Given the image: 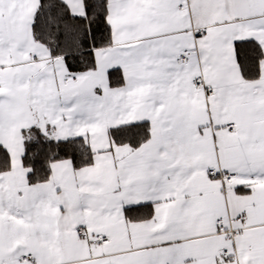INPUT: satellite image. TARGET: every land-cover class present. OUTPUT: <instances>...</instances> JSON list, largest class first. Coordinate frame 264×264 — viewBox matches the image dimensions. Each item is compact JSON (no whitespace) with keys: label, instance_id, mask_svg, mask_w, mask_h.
<instances>
[{"label":"snow or ice","instance_id":"snow-or-ice-1","mask_svg":"<svg viewBox=\"0 0 264 264\" xmlns=\"http://www.w3.org/2000/svg\"><path fill=\"white\" fill-rule=\"evenodd\" d=\"M0 264H264V0H0Z\"/></svg>","mask_w":264,"mask_h":264}]
</instances>
